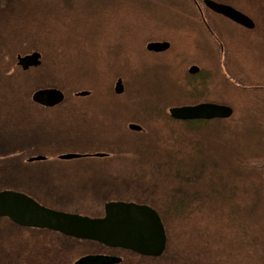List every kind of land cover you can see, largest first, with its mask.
<instances>
[{"label": "rangeland", "instance_id": "374dc122", "mask_svg": "<svg viewBox=\"0 0 264 264\" xmlns=\"http://www.w3.org/2000/svg\"><path fill=\"white\" fill-rule=\"evenodd\" d=\"M191 1L0 0L5 20L2 27L17 34L13 40L27 42L20 53L32 52L33 48L28 49L32 40L47 46L49 56L38 50L42 59L53 60L59 47L71 54L74 59L68 62L81 70L75 71L74 82H82L80 85L85 87L77 92H91L87 97L76 96L77 101L94 106L96 111L92 118L75 116L67 122L49 121L47 125L0 123L1 152L14 150L13 144L18 141L24 148L22 152L14 150L12 157H0V188L31 189L29 186L40 172L55 170L53 165L23 164L25 159L19 156L65 159L61 157L64 153L81 154L61 163L91 167L105 178L107 174L102 172L118 174V186L110 188L113 195L120 196L121 201L154 202L163 209L160 212L164 220L170 214L171 202L188 201L190 218L184 227L188 235L182 238L187 249L180 255L181 264H264V201L256 202L255 179L252 181L250 172L240 170L236 164L237 159L264 157V23L258 29L246 30L216 15L222 25L219 29L228 60L222 68L240 81L234 87L219 76L218 84L217 74L212 78L208 74L211 67L217 72L214 45L206 37L201 21L195 20L199 6ZM249 7L257 16L252 4ZM249 17L254 20L250 14ZM161 40L171 47L163 52L148 51L149 42ZM9 58L12 56L7 53ZM232 62L237 68L232 67ZM193 63L205 73L204 82L182 77ZM239 68L245 77L239 78ZM119 78L125 89L116 94L114 86ZM90 81L99 83L94 93L89 87L96 83ZM200 102L229 105L235 112L227 118L172 121L164 108ZM104 115L109 116V122ZM126 120H131L128 124L141 125L146 132L153 127L152 135L129 133L124 129ZM127 138L141 140V148H149L151 153L138 159L94 155L107 152L103 143L120 145ZM145 138L147 141L142 142ZM146 159L156 162L162 173H151L144 181L136 175L145 172L138 168L148 165ZM196 196L201 200L211 197L216 200L215 206L208 203L200 207L198 200H190ZM203 208L212 217L210 212L201 213ZM38 233L18 230L9 218L0 217V250L12 248L23 235L32 238ZM41 238L77 249L79 255L105 249L93 242L51 234ZM117 253L124 257L121 264L179 262L174 251L163 258L143 257L130 251Z\"/></svg>", "mask_w": 264, "mask_h": 264}, {"label": "trees", "instance_id": "16d2710c", "mask_svg": "<svg viewBox=\"0 0 264 264\" xmlns=\"http://www.w3.org/2000/svg\"><path fill=\"white\" fill-rule=\"evenodd\" d=\"M197 1L202 2V0H197ZM217 1L228 3L242 10L246 14L248 15L250 14L256 22V26L252 30L258 29L260 25L264 23V0H248L250 3H248L247 0H217ZM251 4H252V9H254L255 12L258 13L257 16H253L251 12L248 10ZM258 15H260L261 17L259 18ZM2 21L5 20L3 14L0 12V123L5 125L7 124V122L13 125L17 123L21 125H28V124L34 125L37 122L47 125L46 122L49 121H52V123L67 122L70 121V119H74L75 116L80 117V119H84L86 115L88 118H92L93 115L96 114V111L93 109L95 107L88 103L77 101V97H76L77 90L85 87L80 85L82 83L81 81L80 84L74 82L73 77L75 75V71L77 72L81 71L78 67L76 68L71 63L68 62L69 61L68 59L73 60L74 57L71 54L65 52L64 50H60L59 47L57 48L58 49L57 53L56 51L54 52V54L56 53L57 55L55 54L53 60L42 59L41 65L37 67H32L27 71H23L17 65L16 57L17 54L20 53V51L23 48L27 47V42L24 40L20 42L21 39L13 40L14 37H17V34H14L9 30L4 29L5 27ZM34 45L35 47H33ZM29 46L30 47L28 49L33 48V50H40L42 53H44V55L49 56V54L46 51L47 46L45 44L43 43L41 44L29 40ZM7 53L11 54L12 56L11 59L10 58L7 59ZM24 53H28V52H24ZM90 75L98 76L97 73H90ZM91 82L94 81H90L89 83ZM222 82L226 83L223 77H222ZM89 83H87L86 86H88ZM94 83L96 84L89 87V89L92 90V93L96 91L97 89L96 86L99 87L98 82H94ZM41 87H58L62 89L66 94L65 101L53 108L43 107L39 104L34 103L31 99V96L36 89ZM27 104H29L31 107H28ZM164 108L166 110L167 116H169L172 121H178L170 116L168 112V108H169L168 106H164ZM104 120L106 122H109L110 121L109 116L107 115L105 117L104 115ZM100 121L103 122V119H100ZM129 121L131 120L128 121L126 120L123 123L124 129L127 130L129 133L142 132L147 134L148 136L149 133L152 135L151 129H154L153 127L149 128V131L147 132L145 131V128L143 129V131L145 132L129 131L127 128V124ZM13 137H15V135H13ZM145 140L146 138L142 139V142H145ZM140 143L141 140H130L129 138H127L126 140H124V142H121L120 145L117 143H110L113 144L110 145L108 142H105L103 144H106V147L104 148L106 149L108 155L109 154H111L112 156L117 155L120 157H124L126 159L129 158L138 159V156L141 158L144 157L145 154H147L148 156L149 150H151L146 147L142 149ZM0 144H2L1 141ZM13 145H14L13 146L14 150H16L17 152L18 151L22 152L24 149L21 141H18ZM3 149L6 150L7 148H3ZM14 150L1 152L2 149H0L1 152L0 157L1 156L12 157L13 156L12 152H14ZM26 156L24 158H22V156L19 157L20 159H26ZM236 164L240 170L250 172L252 181H254L255 179V183L258 186L257 190H255L254 192L257 194L256 202L259 203L261 199L264 201V157L253 160H250L248 158L237 159ZM190 200L191 201L198 200L197 203H199L200 207L203 204H208V203L214 205V203L216 202V200L212 199L211 197H209V200H203V198L201 200L196 196L190 198ZM183 201L178 202L174 200V202H171V205L174 206L173 209L175 210V212H171L173 209L171 211H168L167 209V211L170 214H166L165 212V214L167 215L166 220H164L160 212L161 210L163 211V209L162 208L158 209L157 206L158 204L156 205L154 202H150V205L158 209L163 219L166 228L167 239H168V244L165 253L158 258H163L164 256L168 255L170 252L174 251V253L179 257V262L177 264H181L182 259L180 255L185 254V251L187 249L186 242L185 240H182V238L188 235L187 233L185 235L184 227H186V222L190 218V214L186 206V203L188 201L186 199ZM224 203H230V201H226ZM202 211L203 213L210 212L208 211L207 208H203L200 212L202 213ZM209 216L212 217L211 212ZM11 223L18 230L39 231V233L36 234V236L37 237L40 236V237L28 238L23 235L21 236V241H15V243L12 245V248H8V250L5 249L0 250V264H72V261L76 257V255H79L77 249L63 248L61 245H58L57 242L51 241L49 238H41V237H43L44 235L51 234L54 235L55 237L64 238V239H75V238L64 236L58 233L57 231H53L49 229L22 227L15 224L12 221ZM79 241L85 242L86 240L85 241L79 240ZM87 242H93L97 245L108 248L94 241H87Z\"/></svg>", "mask_w": 264, "mask_h": 264}, {"label": "water", "instance_id": "95a60500", "mask_svg": "<svg viewBox=\"0 0 264 264\" xmlns=\"http://www.w3.org/2000/svg\"><path fill=\"white\" fill-rule=\"evenodd\" d=\"M213 11L220 13L247 28H254L255 21L231 5L214 0H204ZM169 42H149L150 51H164ZM224 46L222 44V56ZM42 53L34 50L17 54V65L23 71L41 65ZM122 78L114 86L116 94L123 93ZM88 90L77 92L86 96ZM66 98L65 92L58 87H41L32 94V101L44 106L55 107ZM171 116L179 120L214 119L232 116L234 110L229 105L200 102L193 105L174 106L169 109ZM133 131H141L142 126L130 123ZM79 154H66L64 158H75ZM97 156H103L98 153ZM31 159H41L34 157ZM0 217H7L22 227L49 229L77 239L92 240L112 248L134 251L144 256H160L167 246V233L159 212L152 206L135 201H110L105 205V214L92 217L78 213L52 209L41 204L25 192L14 189L0 190ZM122 258L105 254H86L79 257L75 264H118Z\"/></svg>", "mask_w": 264, "mask_h": 264}, {"label": "flooded vegetation", "instance_id": "af4514ba", "mask_svg": "<svg viewBox=\"0 0 264 264\" xmlns=\"http://www.w3.org/2000/svg\"><path fill=\"white\" fill-rule=\"evenodd\" d=\"M192 3L195 4L194 1ZM198 4H199V9H196L197 13L195 14V20L197 21L198 19L201 21L199 22H200L202 29L206 33V37H209V39L213 43L214 50H215L214 58L217 63V72L213 69V67H211L208 74L211 78L217 74L215 83H220V80H222V77H223L227 84L237 87L236 85L240 83V81H238L239 80L238 77H235L230 72H228L229 74L228 75L225 72V70L222 68V64H225V67H226V63L228 62V60H227V56L225 53L226 52L225 44L220 34L222 30L219 29V28H222V25H221L219 18L216 17V15H218L221 18L224 17L230 21L232 20L219 13H215L211 11V9L206 6L204 1L203 3L198 1ZM234 23L240 26L241 28L248 30V28L236 22ZM158 42H166V40H161ZM222 43L224 44L223 61L221 59ZM170 47H171V44H170ZM229 50L231 51V47H229ZM153 52H156V51H153ZM160 52H163V51H160ZM232 67L237 68L234 62H232ZM237 74L239 75V78L245 77L244 71L241 68L237 69ZM219 76H220V80H219ZM182 77L192 78L194 80L202 79L200 82H204V80L206 79V75L202 71L201 67L194 63L186 67ZM195 78H198V79H195ZM89 95L90 93L88 94V96ZM98 153L103 154V156H99L102 158L108 155L107 152H104V153L96 152L94 153V155H97ZM66 154H76V153H64L61 155V157L64 158L63 156ZM70 159L71 158L25 159V160L23 159L24 160L23 164L29 162L32 165H35V164L53 165L55 170L53 172H48V173H44V171L40 172L36 178L35 183L29 186L31 187V189L23 187L24 189L15 188V190L25 192L26 194L35 198L41 204L47 207H50L52 209L65 211V212L78 213V214L88 215L92 217L103 216L105 214V205L107 202L123 200L121 199L120 196L113 195V192L110 190L111 187L118 186L119 182L116 181L118 174H115L113 172H102V173L107 174V178H105L102 176L101 173L91 170L92 169L91 167L73 166V165H68V164L64 165L61 163L62 160H70ZM104 160H109V159H104ZM149 160L150 159H146L145 162H147L148 165H146L145 168H141V167L138 168L141 170L146 169L147 171L145 170V172L139 173L138 175H136L137 179H140V180L142 179L145 181L147 177L149 178L151 176V173L153 175H156L158 172L159 174L162 173L161 170L158 169L157 165L155 164L156 162L150 163L148 162ZM128 201H135L138 203H144V204L150 205V203L138 201V200H128ZM170 207H171V210L174 208V206L171 205V203H170ZM92 211L97 212V213H94V214L90 213ZM108 248H111V249H108ZM108 248H105L104 250H101V251H94L92 253H86V254H105V255L119 256L122 258V260L118 264H121L124 261V257L123 255L118 254L117 250L127 251V252L130 251L128 249H122V248H112V247H108ZM130 253L138 254L132 251H130ZM86 254H81L78 257H75L72 261V264H75V261L79 257L84 256ZM141 256L151 257V258L158 257V256H144V255H141Z\"/></svg>", "mask_w": 264, "mask_h": 264}]
</instances>
